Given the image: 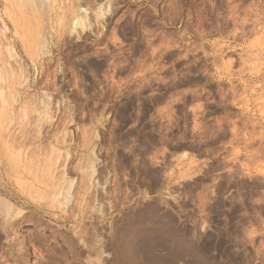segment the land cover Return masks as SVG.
Returning <instances> with one entry per match:
<instances>
[{"label":"rangeland","instance_id":"obj_1","mask_svg":"<svg viewBox=\"0 0 264 264\" xmlns=\"http://www.w3.org/2000/svg\"><path fill=\"white\" fill-rule=\"evenodd\" d=\"M28 1L0 0V264H264V0Z\"/></svg>","mask_w":264,"mask_h":264},{"label":"bare ground","instance_id":"obj_2","mask_svg":"<svg viewBox=\"0 0 264 264\" xmlns=\"http://www.w3.org/2000/svg\"><path fill=\"white\" fill-rule=\"evenodd\" d=\"M12 1H13V0H12ZM29 1H30V0H29ZM29 1H28V2H29ZM32 1H33V0H32ZM46 1H47V0H46ZM84 1H85V0H84ZM91 1H92V0H91ZM20 2H21V1H20ZM52 2H53V1H52ZM89 2H90V1H89ZM17 3H18V2H17ZM30 3H32V2L30 1ZM33 4H34V3H33ZM64 4H65V3H64ZM18 5H19V4H18ZM21 5H22V3H21ZM21 5H19V6H21ZM44 5H46V4H44ZM71 5H72V4H71ZM78 5H79V4H78ZM19 6H18V7H19ZM29 6L32 7V5H29ZM72 6H73V5H72ZM33 7H34V6H33ZM33 7H32V8H33ZM68 7H69V6H68ZM103 7H104V6H103ZM73 8H74V7H73ZM92 8H93V7H92ZM107 8H108V7H107ZM74 9H75V8H74ZM30 10H31V9H30ZM63 10H64V8H63ZM72 10H73V9H72ZM22 11H24V10H22ZM33 11H34V10H33ZM45 11H46V10H45ZM35 12H36V11H35ZM76 12H77V10H76ZM103 12H105V11H103ZM66 13H67V12H66ZM99 13H100V12H99ZM22 14H23V13H22ZM31 14H32V13H31ZM90 14H91V13H90ZM65 15H66V14H65ZM100 15L102 16V12H101ZM71 16H72V15H71ZM75 16H76V15H75ZM98 16H99V15H98ZM37 17H38V16H37ZM80 17H81V16H80ZM80 17H79V18H80ZM87 17H88V16H87ZM73 18H74V17H73ZM96 18H97V17H96ZM11 19H13V18H11ZM36 19L38 20L39 17L36 18ZM59 19H62V17L59 18ZM63 19H64V18H63ZM68 19H69V18H68ZM70 19H71V18H70ZM70 19H69V20H70ZM76 19H77V18H76ZM76 19H75V20H76ZM82 19H83V17L81 18V20H82ZM87 19H88V18H87ZM90 19H91V18H90ZM77 20L79 21V19H77ZM81 20H80V21H81ZM83 20H84V19H83ZM76 22H77V21H76ZM76 22H75V25H76ZM84 22H85V20H84ZM84 22H83V23H84ZM15 23H16V22H15ZM57 23H58V22H57ZM79 23H80V22H79ZM81 23H82V22H81ZM87 23H88V22H87ZM13 24H14V23H13ZM23 24H25V23H23ZM64 24H65V23H64ZM64 24H63V25H64ZM77 24H78V23H77ZM59 25H60V24H59ZM69 25H70V24H69ZM73 25H74V24H73ZM75 25L73 26V29H74V30H75ZM82 25H83V24H82ZM86 25H87V24H86ZM25 26H26V25H25ZM36 26H37V25H36ZM70 26H71V25H70ZM80 26H81V25H80ZM23 27H24V26H23ZM58 27H59V26H58ZM83 27H84V25H83ZM41 28H42V27H41ZM79 28H80V27H79ZM31 29H32V28H31ZM65 29H66V28H65ZM35 30H36V28H35ZM15 31H16V30H15ZM17 31H18V30H17ZM26 31H27V29H26ZM62 31H63V30H62ZM66 31H67V30H66ZM67 32H68V31H67ZM71 32H72V31H71ZM15 34H16V33H15ZM29 34H30V32H29ZM70 34H71V33H70ZM17 35H18V34H17ZM20 37H21V36H20ZM24 37H25V36H24ZM31 38H32V37H31ZM29 39H30V38H29ZM20 40H21V39H20ZM30 40H31V39H30ZM25 41H26V40H25ZM23 42H24V41H23ZM30 42H31V41H30ZM21 43H22V42H21ZM28 43H29V42H28ZM31 43H32V42H31ZM29 44H30V43H29ZM22 46H23V45H22ZM22 46H21V47H22ZM26 46L28 47V45H25V47H26ZM25 47H23V48H25ZM35 47H36V46H35ZM29 49H31V45L29 46ZM35 49H36V48H35ZM24 50H25V49H24ZM31 50H32V49H31ZM31 50H29V51H30V52H33V51H31ZM29 51H28V52H29ZM30 52H29V53H30ZM46 52H47V51H46ZM27 54H28V53H27ZM24 55H25V54H24ZM30 55L32 56L33 54L30 53ZM33 56L35 57V55H33ZM28 57H29V56H28ZM5 63H6V62H5ZM5 66H6V65H5ZM3 67H4V66H3ZM9 68H10V67H9ZM15 68H16V67H15ZM9 70H11V69H9ZM16 70H17V69H16ZM14 71H15V70H14ZM17 73H18V72H17ZM5 74H6V73H5ZM15 74H16V73H15ZM11 75H12V74H11ZM12 82H13V81H12ZM0 88H1V87H0ZM6 89H7V88H6ZM8 90H9V89H8ZM3 93H4V92H3ZM3 93H2V94H3ZM7 95H8V94H7ZM1 96H2V95H1ZM9 99H10V98H9ZM25 99H26V98H25ZM29 99H30V98H29ZM11 100H12V99H11ZM23 101H24V100H23ZM28 101H29V100H28ZM49 102H50V101H49ZM26 103H27V102H26ZM26 103H25V104H26ZM2 104H3V103H2ZM40 104H41V103H40ZM33 105H34V104H33ZM1 106H2V105H1ZM4 106H5V104H4ZM23 107H24V106H23ZM27 107H28V106H27ZM20 109H21V107H20ZM27 109H28V108H27ZM24 110H25V109H24ZM26 111H27V110H26ZM44 111H45V110H44ZM19 113H20V111H19ZM24 113H25V112H24ZM26 115H27V114H26ZM26 115H25V116H26ZM36 115H37V114H36ZM42 115H43V114H42ZM38 118H39V117H38ZM47 118H48V117H47ZM45 119H46V118H45ZM86 132H87V131H86ZM136 137H137V136H136ZM136 139H137V138H136ZM153 140H154V139H153ZM85 142H86V141H85ZM83 146H84V145H83ZM52 152H53V151H52ZM66 152H67V151H66ZM185 154H186V153H185ZM53 155H54V154H53ZM182 155H183V154H182ZM58 156H59V155H58ZM180 156H181V155H180ZM16 157H17V156H16ZM54 157H55V155H54ZM54 157H53V159H54ZM65 157H66V156H65ZM183 157H184V156H183ZM89 158H91V159H87V158H86V159L89 160V163H88V164H90V165H89V166H90V169H93L92 164H93V160H94V159H92V155H90ZM141 158H142V157H141ZM17 159H18V158H17ZM65 159H66V158H65ZM22 160H23V159H22ZM35 160H36V159H35ZM85 161H86V160H85ZM148 161H149V160H148ZM34 162H35V161H34ZM53 162H54V161H53ZM131 162H132V161H131ZM23 163H24V161H23ZM28 163H29V162H28ZM29 164H30V163H29ZM32 164H33V162H32ZM151 164H152V163H151ZM23 165H24V164H23ZM39 165H40V164H39ZM39 165H38V167H39ZM143 165H144V164H143ZM145 165H146V164H145ZM26 166H27V165H26ZM26 166H25V167H26ZM45 166H46V165H45ZM86 166H87V165H86ZM78 167H79V166H78ZM218 167H219V166H218ZM84 168H85V167H84ZM87 168H89V167H87ZM33 169H34V168H33ZM150 169H151V168H150ZM34 170H35V169H34ZM39 170H40V169H39ZM78 170H79V169H78ZM37 171H38V170H37ZM87 171H88V170H87ZM144 171H145V170H144ZM144 171H143V172H144ZM46 172H47V170H46ZM83 172H84V171H83ZM135 172H136V171H135ZM30 173H31V172H30ZM42 173H43V172H42ZM49 173H50V171H49ZM157 173H158V172H157ZM38 174H39V173H38ZM43 174H44V173H43ZM45 174H46V173H45ZM64 174H65V173H64ZM86 174H87V173H86ZM90 174H93V172H91ZM28 175H29V173H28ZM40 175H41V174H40ZM48 175H49V174H48ZM56 175H57V174H56ZM62 175H63V174H62ZM81 175H82V174H81ZM88 175H89V174H88ZM45 176H46V175H45ZM63 176H65V175H63ZM91 176H92V175H91ZM116 176H117V175H116ZM159 176H160V175H159ZM65 177H66V176H65ZM145 177H146V176H145ZM230 177H232V176H230ZM62 178H64V177H62ZM84 178H85V177H84ZM84 178H83V179H84ZM150 178H151V177H150ZM34 179H35V178H34ZM53 179H54V178H53ZM39 180H40V179H39ZM44 180H45V179H44ZM44 180H43V181H44ZM63 180H64V179H63ZM63 180H62V181H63ZM65 180H66V179H65ZM89 180H90V179H89ZM89 180H88V181H89ZM33 181H34V180H33ZM68 181H69V180H68ZM68 181H67V182H68ZM154 181H155V180H154ZM161 181H162V180H161ZM63 182H64V181H63ZM67 182H66V184H67L66 187H70L71 184H72L71 180L69 181V183H67ZM61 183H62V182H61ZM81 183H82V182H81ZM87 183H88V182H87ZM155 183H156V182H155ZM54 184H56V183H54ZM49 185H50V184H49ZM52 185H53V184H52ZM63 185H65V184L63 183ZM86 185H87V184H86ZM94 185H95V184H94ZM100 185H101V184H100ZM56 186H57V188H58V185H56ZM59 186H60V184H59ZM43 187H44V186H43ZM60 188H61V187H60ZM64 188H65V186H64ZM84 188H85V187H84ZM253 188H254V187H253ZM33 189H34V188H33ZM48 189H49V188H48ZM58 189H59V188H58ZM62 189H63V187H62ZM68 189H69V190H68ZM85 189H86V188H85ZM87 189H88V188H87ZM38 190H39V189H38ZM66 190L70 191V188H65V190H63V193H65V195H66V192H64V191H66ZM96 190H97V189H96ZM58 191H59V190H58ZM61 191H62V190H61ZM33 192H34V191H33ZM43 192H44V191H43ZM46 192H47V191H46ZM46 192H45V193H46ZM82 192H83V191H82ZM84 192H85V191H84ZM217 192H218V191H217ZM41 193H42V192H41ZM48 193H49V192H47V194H48ZM57 193H58V192H57ZM59 193H60V192H59ZM63 193H62V194H63ZM67 193H68L67 195L69 196V192H67ZM252 193H253V192H252ZM55 194H56V193H55ZM50 195H51V194H50ZM67 195H66V196H67ZM70 195H71V194H70ZM37 196H38V195H37ZM44 196H45V194H44ZM55 196H56V195H55ZM62 196H63V195H62ZM68 196H67V198H68ZM39 197H40V196H39ZM47 197H49V196H47ZM47 197H45V198H47ZM56 197H57V196H56ZM69 197H70V196H69ZM93 197H94V196H93ZM64 198H65V200H67L66 197H64ZM52 199H53V198H52ZM1 200H2V199H1ZM54 201H55V199H54ZM2 202H3V203H0V208H3V209L5 210V215H6V217H7V218H10L11 215H12V213H13V211H12V209H13V208H12V205H11L10 203H7L6 201H3V200H2ZM4 202H6L7 204L4 203ZM55 202H56V201H55ZM2 213H3V212H2ZM17 213H18V212H17ZM15 214H16V213H15ZM258 215H259V214H258ZM7 232H8V231H7ZM8 234H9V232H8ZM14 234H16V233H14ZM14 234H13V235H14ZM7 237H8V236H7ZM9 237H10V236H9ZM14 238H15V237H14ZM216 245H217V244H216ZM229 255H230V254H229Z\"/></svg>","mask_w":264,"mask_h":264}]
</instances>
